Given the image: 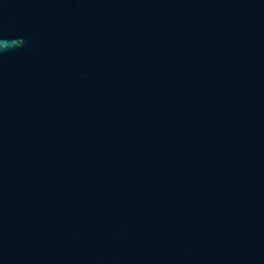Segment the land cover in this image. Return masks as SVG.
<instances>
[{"label": "water", "instance_id": "obj_1", "mask_svg": "<svg viewBox=\"0 0 264 264\" xmlns=\"http://www.w3.org/2000/svg\"><path fill=\"white\" fill-rule=\"evenodd\" d=\"M0 264H264V0H0Z\"/></svg>", "mask_w": 264, "mask_h": 264}]
</instances>
